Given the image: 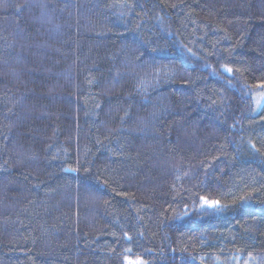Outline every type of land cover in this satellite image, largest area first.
Here are the masks:
<instances>
[{
	"label": "trees",
	"instance_id": "trees-1",
	"mask_svg": "<svg viewBox=\"0 0 264 264\" xmlns=\"http://www.w3.org/2000/svg\"><path fill=\"white\" fill-rule=\"evenodd\" d=\"M259 91L264 0H0V264H264Z\"/></svg>",
	"mask_w": 264,
	"mask_h": 264
},
{
	"label": "rangeland",
	"instance_id": "rangeland-1",
	"mask_svg": "<svg viewBox=\"0 0 264 264\" xmlns=\"http://www.w3.org/2000/svg\"><path fill=\"white\" fill-rule=\"evenodd\" d=\"M255 98H256V99L259 101V103H260L261 101L264 100V92H262V91L257 92V94L255 95ZM261 107H262V104L258 107L257 104L255 103V109H256V112L260 111Z\"/></svg>",
	"mask_w": 264,
	"mask_h": 264
},
{
	"label": "snow or ice",
	"instance_id": "snow-or-ice-1",
	"mask_svg": "<svg viewBox=\"0 0 264 264\" xmlns=\"http://www.w3.org/2000/svg\"><path fill=\"white\" fill-rule=\"evenodd\" d=\"M229 71H230V69H229Z\"/></svg>",
	"mask_w": 264,
	"mask_h": 264
}]
</instances>
